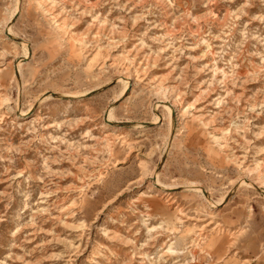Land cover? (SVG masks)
<instances>
[{
	"label": "rangeland",
	"instance_id": "obj_1",
	"mask_svg": "<svg viewBox=\"0 0 264 264\" xmlns=\"http://www.w3.org/2000/svg\"><path fill=\"white\" fill-rule=\"evenodd\" d=\"M0 264H264V0H0Z\"/></svg>",
	"mask_w": 264,
	"mask_h": 264
},
{
	"label": "bare ground",
	"instance_id": "obj_2",
	"mask_svg": "<svg viewBox=\"0 0 264 264\" xmlns=\"http://www.w3.org/2000/svg\"><path fill=\"white\" fill-rule=\"evenodd\" d=\"M18 70L20 71V68H18ZM20 73V72H19ZM166 108L170 111V106H166ZM171 115V114H170ZM215 206V205H214Z\"/></svg>",
	"mask_w": 264,
	"mask_h": 264
}]
</instances>
